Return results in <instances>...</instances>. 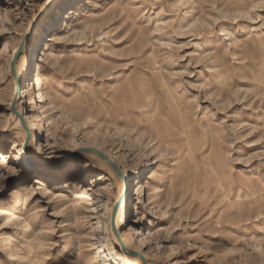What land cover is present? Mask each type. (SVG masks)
Returning a JSON list of instances; mask_svg holds the SVG:
<instances>
[{
    "label": "rangeland",
    "instance_id": "374dc122",
    "mask_svg": "<svg viewBox=\"0 0 264 264\" xmlns=\"http://www.w3.org/2000/svg\"><path fill=\"white\" fill-rule=\"evenodd\" d=\"M119 200L148 264H264V0H0V264H142Z\"/></svg>",
    "mask_w": 264,
    "mask_h": 264
},
{
    "label": "water",
    "instance_id": "95a60500",
    "mask_svg": "<svg viewBox=\"0 0 264 264\" xmlns=\"http://www.w3.org/2000/svg\"><path fill=\"white\" fill-rule=\"evenodd\" d=\"M37 23L38 22H36V24L34 25V28L37 25ZM34 28H32L27 35L33 34ZM24 50H25V43L22 42V44L20 45L18 51L15 53V55L13 57V60L11 62V70H12L13 75L17 78L18 86L20 84V81H19V77L17 75L16 62H17L18 58L20 57V55L22 54V52ZM18 92H19V90H18ZM15 103L16 102H14L13 105H12V108H11L12 112L17 114V115H19L21 117V114L18 113L16 108H15ZM86 150L94 152L97 155H99L100 157H102L103 159L107 160L113 166V168L121 175V172H120V169H119V166L117 165V163L113 159L108 157L105 153H103L99 149H95V148H87ZM120 206H121V200H119L115 204V206L113 208V212H112V229H113V231H114V233H115V235H116V237H117V239L119 241L121 249H122V251L125 254H127L129 256L138 257L141 260L142 264H148V261H147L146 257L143 254L127 248V246L125 245L123 239L121 238V236H120V234L118 232L116 220H117V216H118V212H119Z\"/></svg>",
    "mask_w": 264,
    "mask_h": 264
},
{
    "label": "bare ground",
    "instance_id": "6f19581e",
    "mask_svg": "<svg viewBox=\"0 0 264 264\" xmlns=\"http://www.w3.org/2000/svg\"><path fill=\"white\" fill-rule=\"evenodd\" d=\"M28 33H26V35L24 36V39H23V42L25 43V48L26 49H28V47H29V44H30V42H31V38H32V34L31 35H27ZM39 35V34H38ZM29 40H30V42H29ZM15 52H16V50H15ZM44 53H45V51H44ZM22 73H23V70H22ZM26 75V69H24V73H23V76H22V79L24 78V76ZM24 94H25V91H23V93H22V95L21 96H24ZM15 117V122L17 123V125H21V117L19 116V115H17L16 114V116H14ZM30 126V125H29ZM30 130H31V126H30ZM169 130V129H168ZM80 147H76V148H74L73 149V151L74 150H78ZM23 154L25 155V160H26V162H27V166H31L32 164L31 163H34V164H36V165H38V166H45V164L42 162L41 163V161L39 160V159H37L36 157H34L33 158V162H30L29 161V156H27V154H25L24 152H23ZM3 156V155H2ZM78 156H84V153H80ZM109 157L111 158V159H113V160H115L114 158H113V156H111V155H109ZM105 160V159H104ZM106 162H108L107 160H105ZM116 161V160H115ZM109 163V162H108ZM107 163V164H108ZM31 167H33V166H31ZM108 167H109V169L112 171V172H114L115 174H116V172H115V170H114V168H113V166L109 163L108 164ZM138 260H140L139 258H138Z\"/></svg>",
    "mask_w": 264,
    "mask_h": 264
},
{
    "label": "snow or ice",
    "instance_id": "6c2138e0",
    "mask_svg": "<svg viewBox=\"0 0 264 264\" xmlns=\"http://www.w3.org/2000/svg\"><path fill=\"white\" fill-rule=\"evenodd\" d=\"M181 2H183V0H181Z\"/></svg>",
    "mask_w": 264,
    "mask_h": 264
}]
</instances>
